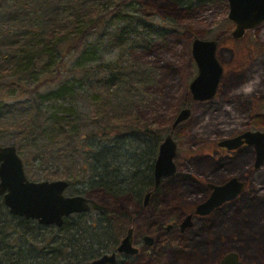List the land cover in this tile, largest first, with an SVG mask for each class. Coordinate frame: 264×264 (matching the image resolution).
I'll return each mask as SVG.
<instances>
[{
  "label": "trees",
  "instance_id": "obj_1",
  "mask_svg": "<svg viewBox=\"0 0 264 264\" xmlns=\"http://www.w3.org/2000/svg\"><path fill=\"white\" fill-rule=\"evenodd\" d=\"M126 1L0 2L13 15L0 31V143L15 146L27 175L37 167L42 180H65L88 199L129 196L142 208L146 194L159 190L152 171L170 129L135 113L151 73L128 51L147 50L162 30L140 28ZM170 1L190 10L218 0ZM94 31L111 35L120 50L114 62L89 65L99 48L89 42ZM69 55L78 56L72 66L63 62ZM63 220L56 228L12 217L0 197V264H91L114 253L132 217L106 208Z\"/></svg>",
  "mask_w": 264,
  "mask_h": 264
},
{
  "label": "rangeland",
  "instance_id": "obj_2",
  "mask_svg": "<svg viewBox=\"0 0 264 264\" xmlns=\"http://www.w3.org/2000/svg\"><path fill=\"white\" fill-rule=\"evenodd\" d=\"M126 2L131 5L129 12L140 19V28L149 24L162 30L155 39L154 35L147 37L153 40L147 50L128 51L130 58L151 73L149 85L136 98L135 113L151 126L168 131L182 109L189 108L190 117L172 132L177 145L176 173L160 181L147 206L138 207L129 196L118 202L103 193L90 198L110 211H126L135 220V237L147 233L156 241L152 248L139 245L141 252L136 257L120 260L119 264H219L230 253L238 256L241 264H264V161L260 168L253 167V146L230 153L216 147L219 141L245 131L264 133V23L235 40L231 37L235 25L228 20L226 0L194 5L190 10L179 9L170 0ZM3 5L0 31L13 17L7 9H1ZM92 36L89 42L99 48L96 60L89 65L114 62L120 50L111 35L98 37L94 31ZM219 37L224 39L217 47L216 59L223 73L216 94L206 102H193L189 86L198 71L191 45L194 39L214 41ZM76 58L69 55L63 62L72 66ZM37 171L35 167L33 175L28 176L24 168L29 181H49L39 178ZM231 177L245 183L243 193L232 202L208 216L193 217L190 228L183 232L180 228L168 234L153 231L159 223L181 225L182 213L194 211L208 197L206 187ZM79 190L73 185L64 195L79 196Z\"/></svg>",
  "mask_w": 264,
  "mask_h": 264
},
{
  "label": "water",
  "instance_id": "obj_3",
  "mask_svg": "<svg viewBox=\"0 0 264 264\" xmlns=\"http://www.w3.org/2000/svg\"><path fill=\"white\" fill-rule=\"evenodd\" d=\"M229 4L228 20L235 25L231 37L235 40L243 37L247 30H252L264 23V0H226ZM217 41L194 39L191 45L192 60L197 68V75L189 86V93L193 102H206L211 100L219 85L223 70L216 59ZM171 124V129L165 135L158 147V153L153 166V183L158 188L160 181L174 176L176 173L174 159L177 154V145L172 138V132L180 123L190 117V109H182ZM243 146L254 147L255 169L260 168L264 161V133L245 131L240 135L227 140L219 141L216 147L227 153L234 152ZM245 183L236 177H231L221 185L210 184L211 193L204 201L198 204L193 214L195 216H208L211 211L221 207L224 203L232 202L243 193ZM69 188L64 180L31 182L25 176L23 162L17 155L15 146L0 145V197L3 205L12 217L35 221L41 226H54L59 228L65 218L71 215H80L90 210L101 214L105 207L98 205L92 199L81 195L66 197L64 193ZM147 193L142 205L150 200ZM189 214L181 224V230L190 228ZM133 228H130L114 253L103 254L91 264H116L117 257H135L139 249L134 246ZM154 238L149 235L143 237L144 248L153 246ZM219 264H241L238 256L227 254Z\"/></svg>",
  "mask_w": 264,
  "mask_h": 264
},
{
  "label": "flooded vegetation",
  "instance_id": "obj_4",
  "mask_svg": "<svg viewBox=\"0 0 264 264\" xmlns=\"http://www.w3.org/2000/svg\"><path fill=\"white\" fill-rule=\"evenodd\" d=\"M243 147H246V146H243ZM221 150H223V149H221ZM223 151H225V150H223ZM229 180V179H228ZM228 180H226V181H228ZM226 181H224V182H226ZM200 181H197V183H199ZM224 182H222V183H224ZM221 183V184H222ZM221 184H218V185H221ZM155 188V187H154ZM159 188V187H158ZM207 189H208V191H210V193L212 192L211 191V188H209V186L208 187H206ZM210 193H209V195H210ZM151 194V197L150 198H152L153 196H154V194H152V193H150ZM208 195V196H209ZM207 199V198H206ZM205 200V199H204ZM228 203H230V202H227V203H224L223 205H226V204H228ZM222 207V206H221ZM220 208V207H219ZM106 209V208H105ZM105 209H104V211H105ZM195 209V208H194ZM218 209V208H217ZM92 211V210H91ZM184 216H183V219L182 220H185V218L187 217V216H189V214H192L193 215V217H198V216H195L194 214H193V211L192 212H189V213H185V212H183L182 213ZM192 217V218H193ZM191 218V219H192ZM135 223V220H134V218H132V220H131V224H130V228H133V235H132V238H134V241H133V243H134V246L135 247H137L138 249H139V253L141 252V248H139L138 246L140 245V246H143V237L144 236H146V235H149V236H151L152 237V234H147L146 233V235H142V236H138L137 238L135 237L136 235H135V228L133 227V224ZM181 225H178L177 224V222H172V221H170L168 224H166L165 226H163V224H161V223H159V224H157V225H155V228L153 229V231H157V230H164V232L166 233V234H168L169 232H171L173 229H181V227H180ZM182 231V230H181ZM183 232V231H182ZM152 238H154V237H152ZM154 246H156V241L154 240V243H153V246L152 247H154ZM144 247V246H143ZM152 247H150V248H152ZM145 249H147V248H145ZM111 254V253H110ZM137 256V255H136ZM135 256V257H136ZM129 258H134V257H123V256H118L117 257V263L118 262H120V260H122V261H125V260H127V259H129ZM116 263V264H117Z\"/></svg>",
  "mask_w": 264,
  "mask_h": 264
}]
</instances>
